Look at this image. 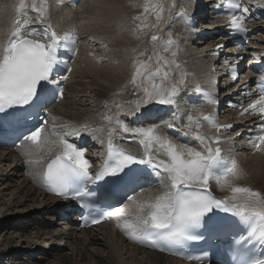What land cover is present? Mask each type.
<instances>
[{
  "label": "snow or ice",
  "instance_id": "snow-or-ice-1",
  "mask_svg": "<svg viewBox=\"0 0 264 264\" xmlns=\"http://www.w3.org/2000/svg\"><path fill=\"white\" fill-rule=\"evenodd\" d=\"M48 8V0H31L30 3L29 0H19L12 31L0 43V112L6 116L15 118L6 110L25 105L38 115L47 101V86L58 85L59 80L68 78L66 75H59V80L55 78L61 63H67L61 61L59 54L61 49L67 48L75 55L79 37L75 33L61 35L51 24L33 27L35 24L44 25ZM174 8L176 0H171L167 9L169 19H172ZM228 8L238 10L241 5L238 0H230ZM189 11L190 0L188 6H181L176 12L186 25L190 24ZM164 12L163 0H145L142 13L132 17L138 22L134 30L143 31L149 27L146 23L149 13L155 15L157 22L151 27H159ZM228 16L231 31L246 32L243 16H237L234 11H229ZM151 40H163V52H171L173 59L157 54L154 68L150 64L151 56L147 60H133L134 71L129 83L141 95L128 105L127 116H135L142 108L151 113L152 109L146 107L150 104L178 107L182 91L190 87L188 74L180 71L181 66L175 59L177 51H172L176 41L171 33L166 40L153 34ZM67 71L70 72L71 68ZM237 78L233 66L232 79ZM257 87L260 95L243 109L241 115L251 112L264 121V72ZM192 91L205 97L208 105L219 102L203 92L199 85L193 86ZM62 94L63 89H60ZM245 95L251 96L252 92ZM114 108L115 113L104 115L100 126L95 128L88 124L57 123V118L52 116L51 127L49 120L43 119L28 128L26 134L22 133L19 147L25 149V163L43 165L35 182L60 197L83 198L87 184L109 177L103 187L108 194L119 199L116 205L110 206L106 218H115L117 227L132 241L205 264L208 259L206 251L202 255L185 254L188 242L207 237L205 242L211 245L213 238L231 233L238 237L234 240L235 264H264V193L237 183L244 173L232 155L233 150L222 146L228 140L221 134L222 130L226 131L232 125L220 124L213 113L197 108L183 113L180 120H176V113H173V122L133 127L120 118L125 105L116 103ZM108 112L113 109L109 108ZM177 124L181 125L182 136L191 138L189 143H177L167 134L166 130ZM204 127L214 129L216 134L201 131ZM105 132L106 140L97 135ZM82 133L105 146L103 163L94 173L90 172L92 164L85 157L87 149L71 139ZM124 134H131L133 141L138 142L142 155L137 156L119 144L117 138L123 140ZM247 142L255 151L264 152V123L249 130ZM160 156L166 159H159ZM152 177L158 181L160 194L139 199L137 188L143 193L142 182L146 183ZM212 184L221 191L227 189L230 194L216 198L212 195ZM216 210L231 213L232 218L220 217ZM200 229L202 231H197ZM258 248L261 251H257Z\"/></svg>",
  "mask_w": 264,
  "mask_h": 264
},
{
  "label": "bare ground",
  "instance_id": "bare-ground-1",
  "mask_svg": "<svg viewBox=\"0 0 264 264\" xmlns=\"http://www.w3.org/2000/svg\"><path fill=\"white\" fill-rule=\"evenodd\" d=\"M212 2L215 0H190L189 16L196 17L195 27L203 32L202 36L189 32L183 20L176 15L181 6L189 5V0H176V8L171 13L172 19H169L170 13L167 11L171 0H163L165 12L159 27H151L157 22L155 15L149 13L146 21L149 27L143 31L134 30V25L138 22H134L132 17L142 13L145 0H82L76 7L71 4L60 6L59 1L48 0L45 22L52 24L60 33L78 31L81 40L65 86V97L50 110L49 127L52 116L57 118V123L98 127L104 115L115 113L116 103L125 105L120 118L133 127L173 122V113H176V120H180L183 113L193 112L197 108L208 113L202 105H193L186 100L192 87L199 84L208 90L219 92L221 99L243 102L244 96H239L242 91L249 89L247 77L244 78L241 73L236 80H232L226 73L228 65H233L232 62L241 53L231 46L221 50L228 39L221 36L224 21L210 13ZM243 2L252 7L251 11L258 9V12H264V0ZM18 5L19 0H0V43L12 31ZM251 28L256 29L259 34L251 39L249 45L252 50L249 55L252 54L253 58L264 57V18ZM169 32L176 41L172 48V51H177L175 59L181 66L180 71L188 74L190 87L182 91L178 107L150 104L146 107L152 109L151 113L142 108L135 116H127L128 105L141 95L129 83L134 71L133 60H147L151 56L150 64L154 68L157 54L173 59L171 52H163V40H151L153 34L166 40ZM140 53L144 55L140 56ZM249 63V66L253 65L252 62ZM173 75L176 76L175 73ZM228 102L226 100L225 103ZM109 108L113 112H108ZM162 111L164 114L161 115ZM157 114L160 115L156 119H149ZM235 114L226 104L218 111L217 121L232 125L221 133L228 138L222 146L233 150L232 155L244 173L237 183L264 193V153L251 154L246 145L249 139L246 131L250 126L244 117L238 119ZM145 116L147 119H143ZM138 117L142 120H137ZM175 130L177 134L173 140L177 143L190 142V137L182 136L180 124H177ZM201 131L214 134L207 127ZM81 135H86L91 142L90 158L101 161L104 154L102 145L92 140L87 133ZM97 135L107 138L106 132ZM126 135L124 134V138L129 141L128 147L139 156L142 155L138 142L133 141L131 134H128L129 137H125ZM24 151L21 147L15 151H0V229L4 228L0 233V264H62L65 259L70 264H98L97 261L101 264H183L177 259L131 243L125 232L117 227L115 218L92 229L78 230L74 223L77 215H70L66 210L67 203L61 205L65 208L62 209L56 198L41 191L35 179L38 172L43 170V165L26 164ZM50 158L52 157L47 159ZM159 159L166 157L160 156ZM97 166V163L93 164L92 169ZM157 184L137 194L138 198L148 199L159 195ZM213 190L220 196L230 194L227 189L221 191L216 186H213ZM6 217L14 220L4 225L1 220ZM59 247H67L69 253L56 252ZM38 260L41 262H37Z\"/></svg>",
  "mask_w": 264,
  "mask_h": 264
},
{
  "label": "rangeland",
  "instance_id": "rangeland-1",
  "mask_svg": "<svg viewBox=\"0 0 264 264\" xmlns=\"http://www.w3.org/2000/svg\"><path fill=\"white\" fill-rule=\"evenodd\" d=\"M14 219H12L11 217H6V218H4V220L2 221L1 220V222L4 224V225H8V224H10L12 221H13ZM3 230H4V228H2V229H0V233L1 232H3ZM72 239H74V236L72 237ZM17 242H18V239L16 240ZM54 247V246H53ZM56 247H58V246H56ZM49 248H51L50 246H49ZM58 250H56V252H60L61 254H64V253H69V251H68V249H67V247H62V248H57ZM88 259V258H87ZM37 262H41V260H38ZM33 264H36V263H34V262H32ZM45 262H41V264H44ZM97 263L98 264H101L99 261H97ZM40 264V263H39ZM62 264H70V263H68L67 262V259H65L64 260V262H62Z\"/></svg>",
  "mask_w": 264,
  "mask_h": 264
}]
</instances>
